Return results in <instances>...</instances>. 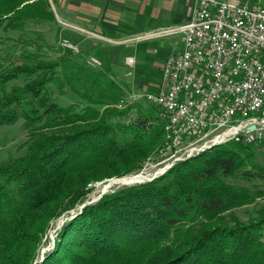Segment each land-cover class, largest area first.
<instances>
[{
  "label": "trees",
  "instance_id": "16d2710c",
  "mask_svg": "<svg viewBox=\"0 0 264 264\" xmlns=\"http://www.w3.org/2000/svg\"><path fill=\"white\" fill-rule=\"evenodd\" d=\"M50 1L0 0V29L20 33L29 22H55ZM33 31L38 37L15 38L22 40L13 53L22 59L0 63V124L21 118L26 131L24 151L0 157V264H264V204L246 219L233 210L264 196V168L249 167L254 143L213 144L79 208L92 182L136 173L171 145L159 108L146 100L127 119L131 100L121 95L105 106L57 103L49 90L70 79L58 70L65 58H82L75 66L92 75L88 93L95 81L112 83L111 69L97 73L81 56L86 48L64 49L56 30L60 54L41 57L49 30ZM63 214L38 260L50 222Z\"/></svg>",
  "mask_w": 264,
  "mask_h": 264
},
{
  "label": "built area",
  "instance_id": "2783aa9c",
  "mask_svg": "<svg viewBox=\"0 0 264 264\" xmlns=\"http://www.w3.org/2000/svg\"><path fill=\"white\" fill-rule=\"evenodd\" d=\"M194 1L187 21L170 29L181 33L180 47L163 57L157 85L142 95L159 108L171 161L212 139L264 141V0ZM57 42L79 49L65 36ZM133 61L132 55L124 57L127 65ZM85 62L101 64L92 54Z\"/></svg>",
  "mask_w": 264,
  "mask_h": 264
},
{
  "label": "rangeland",
  "instance_id": "374dc122",
  "mask_svg": "<svg viewBox=\"0 0 264 264\" xmlns=\"http://www.w3.org/2000/svg\"><path fill=\"white\" fill-rule=\"evenodd\" d=\"M252 1L263 0H250V2ZM57 23L59 22L57 21ZM63 24V22L59 24L63 28L58 34L62 36L63 34L64 36L66 35L65 37L77 43L80 47L85 44L84 46L86 48V52L81 51V56L84 57V59L88 54H92L98 57L101 61V64L98 66L91 67L101 75L104 73L106 74L107 69L110 68L111 70L109 71V73L112 79V83H110L107 78L103 79V81L99 83L95 81L92 83L93 92L88 93L87 84L91 81L92 75L86 67L80 68L75 66V64L82 62V58H77L75 64L74 62H71L69 60L67 61V58H65L63 63L58 67V70L66 72L70 79H68V81H65L67 79L59 78L58 80L54 81L52 85L49 84V94L57 103L64 105L73 102L77 104L89 103L93 105L98 104L100 106H105L112 105L114 98L116 96L121 95L120 97H126L129 101L131 100V107L126 113V119L132 118L136 114L135 112L138 111V106L150 105L146 103L142 95L145 90L152 89V86H155L151 83L157 85L159 81L158 68L161 65V60L163 59V57H150L149 59H147V57H144V59L141 58L140 61L139 57H134V61L132 62V64L127 65L124 63V54L127 56L128 53L133 52L137 44H150L151 53H153L154 55L155 52L158 53L164 48L172 50L173 48L178 46L177 43L180 39L179 33H165L162 35L157 34L156 36H149L139 39H134L136 35L134 34L127 35V38L122 37L124 39L131 38L126 42L122 41L120 43H110L104 40L105 42H102L101 44L97 42L93 45H89V42H81L82 36L80 33L76 32V30L71 29L68 26H64ZM25 25V29L28 30H23L20 33H18L17 30L7 29L5 31H2L0 29V54L2 55L0 58L1 64H5L10 59H22L20 55L14 56L15 54L13 53V49L17 47L21 43L20 40L24 38L38 37V35L36 34L37 32L33 31L36 30L35 27L37 26L34 22H29ZM47 29L49 31L48 35L45 33V41L48 40L49 44L46 46L45 44L41 43L40 48L37 51L41 53V57H54L60 54L61 49L57 47V39L52 40L51 38L53 37L54 33L53 27ZM65 29L69 30V32H65ZM18 34L19 36H21L22 39L15 40V38L19 37ZM73 37L78 40L73 39ZM153 46L159 47V49H157L158 51L153 50ZM26 49L33 48L26 47ZM14 81L16 83H21L22 80L20 78H17ZM150 111L152 112L153 109L151 108ZM21 121V118H17L11 123L0 124L1 158L15 156L24 151V140L26 138V131L22 128ZM201 144L202 143H200V145ZM251 151V165L249 167L260 166L261 168H264V141L254 142ZM168 153H170V150ZM167 154L163 155V153H158L150 158H146L144 160V163L142 164L141 169L138 170V172L131 173L123 177H127L129 175L134 174H142L144 177H150L151 175H153L152 177H154L164 172L173 161L181 160L191 155H194V153L190 155H186L185 153H178L179 155L175 157V160L171 161L173 159V155L167 156ZM244 167H248V165ZM152 177H150V179ZM111 179L115 178L108 177L103 180L92 182L90 184L91 188L86 194L85 201L96 198L99 195L98 193L100 189L108 187L107 183ZM227 179L237 184L249 183L248 181H245L242 178L236 176H230L227 177ZM253 181L259 183L258 179H254ZM123 184L128 183L112 184L110 187L107 188L106 191ZM260 204H264V196L256 198L254 202H251L249 204L237 206L233 210L240 219H246V217L255 214V208ZM68 215L69 214L60 215L59 217L53 219L50 222V225L46 230L45 237L42 238L41 244L38 248V253L36 256L38 260L40 259V257H42V251L51 247L56 230L58 229L60 223Z\"/></svg>",
  "mask_w": 264,
  "mask_h": 264
},
{
  "label": "crops",
  "instance_id": "0c3cea01",
  "mask_svg": "<svg viewBox=\"0 0 264 264\" xmlns=\"http://www.w3.org/2000/svg\"><path fill=\"white\" fill-rule=\"evenodd\" d=\"M241 1L250 2V0H238V2ZM194 4V0H55L54 3L50 1V8L53 11L55 22L36 23L35 29L44 30L53 27L54 31L56 30L59 33L63 28L59 24L63 22L64 26H68L81 34V42H89V45L97 42L101 44L105 41L110 43L126 42L131 38L124 39L122 37L127 38V35L134 34H136L134 39L165 33L180 34L177 47L172 50L164 48L158 52L159 54L155 52V55L151 53L150 44H137L133 52L127 55L139 57L140 61L144 57H147V59L150 57H165L168 52L180 47L181 33L170 31V29L187 21ZM80 29L97 32L110 41L91 37ZM66 31L69 32L65 29ZM149 33L152 34L149 35ZM73 39L75 38L73 37ZM84 45H82V48H85ZM152 49L158 51L159 47L153 46ZM124 56L126 55L124 54ZM159 70L160 67L158 68V75Z\"/></svg>",
  "mask_w": 264,
  "mask_h": 264
},
{
  "label": "bare ground",
  "instance_id": "6f19581e",
  "mask_svg": "<svg viewBox=\"0 0 264 264\" xmlns=\"http://www.w3.org/2000/svg\"><path fill=\"white\" fill-rule=\"evenodd\" d=\"M164 134H165V130H164ZM227 140L225 139H212V140H209V141H204V142H201L202 144L200 145V143L193 147V148H189L188 150H186V152L184 151L183 153H185L186 155H190V154H195L196 152L204 149V148H207L213 144H217V143H221V142H225ZM197 147V148H196ZM199 153V152H198ZM182 154V153H181ZM178 156V155H176ZM175 156V157H176ZM146 177H144L142 174H134V175H129L127 177H121V178H118V179H111L108 181L107 183V186L110 187L112 184H115V183H130V182H136V181H140V180H143L145 179ZM108 187H105L107 190Z\"/></svg>",
  "mask_w": 264,
  "mask_h": 264
},
{
  "label": "water",
  "instance_id": "95a60500",
  "mask_svg": "<svg viewBox=\"0 0 264 264\" xmlns=\"http://www.w3.org/2000/svg\"><path fill=\"white\" fill-rule=\"evenodd\" d=\"M153 175H151L150 177H152ZM120 177V176H119ZM119 177H114L115 179H118ZM150 177H146L145 179H143V180H148V179H150ZM140 181H142V180H140ZM134 182V181H133ZM136 182H139V181H136ZM131 183V182H130ZM106 188H102V189H100V191H99V195L101 194V193H103V192H105L106 190H105ZM98 195V196H99ZM97 196V197H98ZM96 197V198H97ZM96 198H93V199H91V200H86V201H84V202H82L80 205H79V208L82 206V205H84L85 203H89V202H91V201H93L94 199H96ZM73 215V214H72ZM71 215V216H72ZM41 258V257H40Z\"/></svg>",
  "mask_w": 264,
  "mask_h": 264
}]
</instances>
